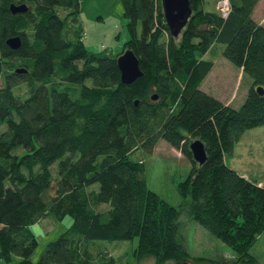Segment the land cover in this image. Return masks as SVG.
Returning <instances> with one entry per match:
<instances>
[{"label":"trees","instance_id":"16d2710c","mask_svg":"<svg viewBox=\"0 0 264 264\" xmlns=\"http://www.w3.org/2000/svg\"><path fill=\"white\" fill-rule=\"evenodd\" d=\"M120 1L129 39L113 56L88 52L81 31L66 32L80 0H0V262L34 264L38 242L29 227L64 216L71 227L36 264H92L83 239L136 240L137 263L190 261L178 210L148 189L143 164L131 161L164 142L190 162L177 187L190 218L230 248L233 264H256L249 252L264 233V187L226 158L244 132L264 126V94L255 91H264V26L252 18L260 0H229L225 21L206 0H189L192 15L177 38L161 0ZM12 5L27 11L11 15ZM10 38H20V49L6 46ZM218 46L252 80L238 110L200 91L214 66L202 58ZM127 51L143 74L130 86L116 65ZM194 141L205 148L203 165L191 157Z\"/></svg>","mask_w":264,"mask_h":264},{"label":"rangeland","instance_id":"374dc122","mask_svg":"<svg viewBox=\"0 0 264 264\" xmlns=\"http://www.w3.org/2000/svg\"><path fill=\"white\" fill-rule=\"evenodd\" d=\"M80 1V15L77 22L73 24L66 22V32L81 31L82 34H86L83 45L92 54L105 52L117 56L129 39L121 1ZM260 1L252 13V18L257 25L264 26V0ZM215 3L216 0H206L205 9L217 13ZM222 51V47H215L202 58L203 61L212 62L214 66L203 81L200 91L216 101L226 103L233 110H238L247 97L252 80L224 60ZM1 84L0 81V87ZM87 84L89 82H86ZM234 146L231 157L226 158L227 166L233 168L239 176L257 184L260 182L259 187H264V126L244 132L240 141ZM131 161L143 164L142 179L148 189L158 195L165 204L178 210L180 214L178 236L184 250L191 257V260L185 264H233L236 256L230 248L194 223L187 213L189 200H183L177 192L178 185L184 182L189 174L191 167L189 160L167 143L159 142L152 154L138 150L131 156ZM55 168L54 164L51 168L52 175L55 174ZM94 189L97 190L98 187L95 186ZM100 207L102 212L109 210L107 205ZM72 221L71 217L64 216L60 221L43 219L29 227V232L38 242L31 257L32 263L36 264L40 261L45 248L67 232ZM136 245V240L104 242L83 239L80 251H87L92 264H155L150 257L137 263L133 259ZM249 254L256 264H264V233L258 237ZM0 264L4 263L0 262Z\"/></svg>","mask_w":264,"mask_h":264},{"label":"water","instance_id":"95a60500","mask_svg":"<svg viewBox=\"0 0 264 264\" xmlns=\"http://www.w3.org/2000/svg\"><path fill=\"white\" fill-rule=\"evenodd\" d=\"M161 8L167 29L170 31L173 38H177L184 30L192 15V11L189 7V0H161ZM9 11L11 15L16 16L26 13L27 9L25 5H18V7L12 5ZM20 44V38H10L6 41V46L12 50L20 49ZM116 65L120 75V82L124 86H130L143 76L139 68L138 60L131 51L124 52L123 55L118 57ZM25 72L26 71L23 69L17 71L18 74ZM255 91H257L260 97L264 94L262 89L257 88ZM152 99L156 100L157 97L154 96ZM136 105L137 102H134V106ZM188 148L193 161L198 166L206 162L205 148H203L200 141L191 142Z\"/></svg>","mask_w":264,"mask_h":264},{"label":"built area","instance_id":"2783aa9c","mask_svg":"<svg viewBox=\"0 0 264 264\" xmlns=\"http://www.w3.org/2000/svg\"><path fill=\"white\" fill-rule=\"evenodd\" d=\"M216 6V11L218 16L225 21L229 16L230 10H231V5H229V0H218L215 3ZM86 37V34L82 35L81 40L83 41L84 38Z\"/></svg>","mask_w":264,"mask_h":264},{"label":"crops","instance_id":"0c3cea01","mask_svg":"<svg viewBox=\"0 0 264 264\" xmlns=\"http://www.w3.org/2000/svg\"><path fill=\"white\" fill-rule=\"evenodd\" d=\"M261 2V1H260ZM259 3V2H258ZM258 3H257V5H258ZM82 5H83V3H82ZM239 70V72H242V70H240V69H238ZM202 86V85H201ZM201 88V87H200ZM222 103V102H221ZM225 106H228L226 103H223ZM155 150V149H154ZM243 178V177H242ZM260 183V182H259ZM260 185V184H259ZM261 186H262V184H261Z\"/></svg>","mask_w":264,"mask_h":264}]
</instances>
